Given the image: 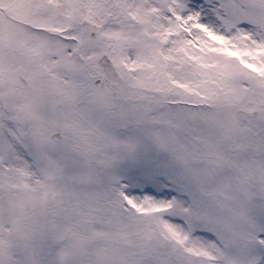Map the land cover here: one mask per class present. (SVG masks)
<instances>
[{
	"label": "snow or ice",
	"instance_id": "1",
	"mask_svg": "<svg viewBox=\"0 0 264 264\" xmlns=\"http://www.w3.org/2000/svg\"><path fill=\"white\" fill-rule=\"evenodd\" d=\"M0 264H264V0H0Z\"/></svg>",
	"mask_w": 264,
	"mask_h": 264
}]
</instances>
